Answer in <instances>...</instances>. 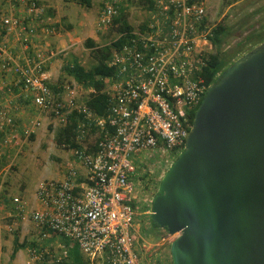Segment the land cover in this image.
Here are the masks:
<instances>
[{
  "label": "built area",
  "instance_id": "obj_1",
  "mask_svg": "<svg viewBox=\"0 0 264 264\" xmlns=\"http://www.w3.org/2000/svg\"><path fill=\"white\" fill-rule=\"evenodd\" d=\"M150 1L144 29L111 53L108 104L97 117L79 102L76 85L52 83L49 68L61 54L54 48L61 31L40 0H1L0 159L45 120L65 127L74 117L77 147L69 149L72 161L61 178L37 185L36 209L27 214L22 198L11 200L10 223L0 230V264H9L3 235H12L25 220L41 238L54 234L74 242L90 264H162L141 263L134 250L138 200L132 159L141 168L160 170L161 180L184 150L190 115L209 86L202 74L212 28L198 1ZM118 9L119 0H103L98 25L111 26ZM27 251L32 261L49 255ZM54 256L52 262L60 264Z\"/></svg>",
  "mask_w": 264,
  "mask_h": 264
},
{
  "label": "water",
  "instance_id": "obj_2",
  "mask_svg": "<svg viewBox=\"0 0 264 264\" xmlns=\"http://www.w3.org/2000/svg\"><path fill=\"white\" fill-rule=\"evenodd\" d=\"M149 215L172 264H264V42L208 86Z\"/></svg>",
  "mask_w": 264,
  "mask_h": 264
},
{
  "label": "rangeland",
  "instance_id": "obj_3",
  "mask_svg": "<svg viewBox=\"0 0 264 264\" xmlns=\"http://www.w3.org/2000/svg\"><path fill=\"white\" fill-rule=\"evenodd\" d=\"M197 1L205 7L209 28H213L218 24L225 27L227 36L221 48L223 52L231 50L237 44L244 42L247 37L264 28V0ZM40 3L44 5L47 14L53 17L57 28L61 31V36L54 40V48L60 50L61 54L50 67L52 83L60 81L76 85L78 100L83 103L84 98L91 91L84 90L71 76L63 71V67L76 61L85 69L91 68L95 61L90 56V49L85 46V42L92 39L97 47L109 45L119 36L116 30L119 24L113 25V28L112 25L107 28L98 25L103 0H92L89 8L64 0H40ZM0 7H2L1 0ZM121 9L124 10L127 22L132 28V33L140 31L141 25L147 20L148 9L145 4L140 0H119V12ZM209 50L208 47L206 52ZM209 52H212V49ZM61 128L62 126L45 120L33 137L25 139L21 136L20 143L12 148L11 156L0 163L1 232L3 227L7 226L10 221L6 218L5 213L8 208L5 209L6 204L2 203V198L6 196V198L10 197L12 200L14 196L24 197L25 199H22L27 205V211L30 212L36 209L35 190L39 182L61 178V175L72 161L70 150L57 143V134ZM94 138L95 135L92 134L88 141L93 142ZM132 162L137 165V174L140 171L147 170L150 171L152 178L149 190L143 193L138 200L137 216L132 225L134 250L140 256L141 263L148 262L151 259L162 264H172L169 251L171 238L164 235L158 239L154 235V232L160 233L162 230L152 227L148 210L153 197L157 193L161 172L153 166L141 168V164L135 162L134 159H132ZM25 234H27L26 237ZM15 236L18 237L19 243L25 244L24 248L19 249L25 255L23 257L24 261H22V257H19L17 261L11 259L13 249L11 242ZM174 238L175 236H173ZM2 239L3 252L9 264H28L29 259L30 264H57L52 262V256L55 255V258L60 259L66 257L68 249L72 244H75L69 240L71 244L65 246L63 238L54 234H48L47 237L41 238L38 230L29 220L20 221L14 233L3 235ZM29 243L30 249L33 248L31 245L35 244V249H39L41 252L48 251V257L32 261L27 251ZM83 257L85 256L83 255Z\"/></svg>",
  "mask_w": 264,
  "mask_h": 264
},
{
  "label": "trees",
  "instance_id": "obj_4",
  "mask_svg": "<svg viewBox=\"0 0 264 264\" xmlns=\"http://www.w3.org/2000/svg\"><path fill=\"white\" fill-rule=\"evenodd\" d=\"M64 1L76 3L89 8L91 6L92 0ZM140 2L145 4L148 10L151 8L150 0H140ZM115 24H119L116 28L119 36L109 45L97 47L92 39H88L85 42V46L90 49V56L95 61L91 68L85 69L76 61H74V63L71 65L63 67V71L71 76L84 90L91 91L84 98L83 103L88 108V110H90L97 117L104 116L106 112L108 101L105 89L109 83V79L114 76V69L109 67L107 62L112 51L125 43L133 34L132 28L127 22L123 9L120 10L118 17L114 19L111 27L113 28V25ZM144 26L145 23L141 25L140 30H143ZM226 36V29L222 24L215 25L210 31L209 43L210 50L212 49V52L209 53V61L202 74L206 83H208L207 85L215 84L225 69L236 59L264 42V28L256 32L254 35L247 37L244 42L237 44L236 47L232 48L231 50L223 52L221 48L225 42ZM196 109L190 115L191 125ZM76 124L77 121L74 117L69 118L68 124L65 127H62L57 134V143L65 145L68 149L77 147V145L74 143L75 134L73 133V129L75 128ZM90 134H94V130H91ZM8 223H10V221ZM151 223L154 229H160L152 221ZM155 233L156 232H154V235L160 239L162 236L167 234V231L162 230L160 233ZM63 240L65 246H69V244H71L68 239L63 238ZM12 245L13 249L11 253V259L14 258L19 249L25 247L24 243H19L17 236L14 237ZM31 247L35 248V244H32ZM60 264H90V262L79 252L77 245L72 244V246L68 249L67 256L61 259Z\"/></svg>",
  "mask_w": 264,
  "mask_h": 264
},
{
  "label": "flooded vegetation",
  "instance_id": "obj_5",
  "mask_svg": "<svg viewBox=\"0 0 264 264\" xmlns=\"http://www.w3.org/2000/svg\"><path fill=\"white\" fill-rule=\"evenodd\" d=\"M152 183L150 171L143 170L137 174L135 179V196L139 200L140 196L149 190V185ZM158 192V188H157ZM157 194V193H156Z\"/></svg>",
  "mask_w": 264,
  "mask_h": 264
},
{
  "label": "crops",
  "instance_id": "obj_6",
  "mask_svg": "<svg viewBox=\"0 0 264 264\" xmlns=\"http://www.w3.org/2000/svg\"><path fill=\"white\" fill-rule=\"evenodd\" d=\"M54 45H55V44H54ZM54 62H55V61H53V62L51 63L50 67L54 64ZM11 152H12V149L6 150L5 153H4V155L2 156V158L0 159V163H1L3 160L7 159L9 156H11V155H10ZM14 197H16V196H14ZM19 198H20V197H19ZM22 198H24V197H22ZM12 199H13V197H12ZM24 199H25V198H24ZM26 200L28 201V199H26ZM2 201H3L2 203H5V204H6V208H5V209L8 208V210H7L6 213H5L6 218H7L8 214H9V213L11 212V210H12L11 199H10V197H9V198H6V196H5V197L2 198ZM29 204H30V201H29ZM5 209H4V210H5ZM27 214H29L28 211H27ZM27 214H26V215H27ZM26 235H27V234H25V237H26ZM13 239H14V237H13ZM13 239H12V242H11L12 244H13ZM28 239H29V241H30V236L28 237ZM12 246H13V245H12ZM29 248H30V243H29ZM19 257H22V261H24L23 257H25V255H24L23 252H21V250H18V252L15 254V256H14V258H13L12 260L17 261V260H19ZM27 263L30 264V259L27 261Z\"/></svg>",
  "mask_w": 264,
  "mask_h": 264
},
{
  "label": "clouds",
  "instance_id": "obj_7",
  "mask_svg": "<svg viewBox=\"0 0 264 264\" xmlns=\"http://www.w3.org/2000/svg\"><path fill=\"white\" fill-rule=\"evenodd\" d=\"M50 69V68H49ZM210 86V85H209ZM161 181V180H160ZM160 230H163V229H160Z\"/></svg>",
  "mask_w": 264,
  "mask_h": 264
}]
</instances>
